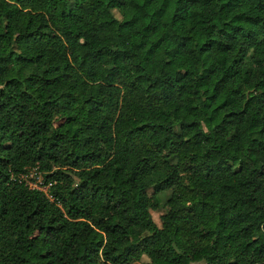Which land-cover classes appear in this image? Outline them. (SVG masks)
I'll use <instances>...</instances> for the list:
<instances>
[{
    "label": "trees",
    "instance_id": "trees-1",
    "mask_svg": "<svg viewBox=\"0 0 264 264\" xmlns=\"http://www.w3.org/2000/svg\"><path fill=\"white\" fill-rule=\"evenodd\" d=\"M143 257L264 264V0H0V264Z\"/></svg>",
    "mask_w": 264,
    "mask_h": 264
},
{
    "label": "built area",
    "instance_id": "built-area-1",
    "mask_svg": "<svg viewBox=\"0 0 264 264\" xmlns=\"http://www.w3.org/2000/svg\"><path fill=\"white\" fill-rule=\"evenodd\" d=\"M18 178L19 180H23L28 187L41 190L49 196L48 187L50 182L44 183L41 172L35 167L28 169L24 174H20Z\"/></svg>",
    "mask_w": 264,
    "mask_h": 264
},
{
    "label": "rangeland",
    "instance_id": "rangeland-1",
    "mask_svg": "<svg viewBox=\"0 0 264 264\" xmlns=\"http://www.w3.org/2000/svg\"><path fill=\"white\" fill-rule=\"evenodd\" d=\"M114 13H115V15L116 16H119V13L116 11V10H114ZM162 155L163 156H168V153H167V151H164L163 153H162ZM169 193V191H167L165 194H162V199L164 200L165 199V197H166V195ZM166 207H160V208H158V209H153V210H151V214H152V218H153V220H154V222L157 224V225H160V216L163 214V213H165V211H166ZM141 262L142 263H147L148 262V259L146 258V257H143L142 259H141ZM194 264H203L202 262L201 263H194Z\"/></svg>",
    "mask_w": 264,
    "mask_h": 264
}]
</instances>
